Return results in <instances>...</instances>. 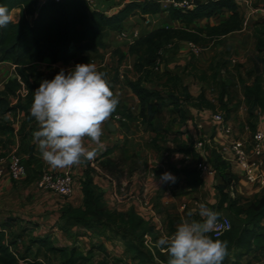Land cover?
Returning <instances> with one entry per match:
<instances>
[{"label":"crops","instance_id":"obj_1","mask_svg":"<svg viewBox=\"0 0 264 264\" xmlns=\"http://www.w3.org/2000/svg\"><path fill=\"white\" fill-rule=\"evenodd\" d=\"M134 1L143 0H98L95 10L110 16ZM234 1L242 16L249 15L251 8L264 5V0H253L252 5L245 4L243 0ZM11 16L13 22H19L21 9L12 11ZM229 16L230 13L226 11L220 17L223 18L222 21L220 18L202 19L197 21L194 26L198 28L206 27L208 24L216 25L228 19ZM144 21L153 22L150 28L152 31L171 25L168 21V13L137 15L124 23V30L132 32L139 29L141 31ZM139 22L141 25L137 26ZM253 24L252 20L242 31L222 37L212 43L209 46L210 49L203 50L205 53L202 57L205 56L204 59L210 57V67L219 70L214 90L211 86L209 90V86L201 79L188 75L191 62H189L190 59L187 60L190 50L186 42L168 47L170 50L166 54L163 66V73L169 72L174 76H180L182 84L188 87L194 97L203 93L205 98L214 104H218L220 85L223 83L227 85L225 99L231 109L230 119L227 121L228 125L233 128L231 135L224 134L213 121V114L219 110H199L182 104V108L188 116L185 122H182L174 107L168 106L162 110L156 120L163 129L157 140L158 148L151 145L157 134L151 131L146 123L129 124V126L138 124V129L142 128L148 135L147 138L143 137L140 145L131 147L133 137L110 119L103 127L101 137L103 147L98 149L94 160L71 168L53 169L42 159L37 145L33 142V133L38 130L39 125L31 113L28 117L25 112H8L5 113L8 114V118L5 119V114L0 112V168L7 169L14 154L22 157L27 168V173L18 181L13 180L8 174L0 181V230L5 231L8 241L18 245L21 238H25L24 240L28 239L25 246L27 247L31 239L49 236L54 246L68 249L76 246L83 253L93 249L97 259L106 258L110 264H141L126 252L125 244L119 236L93 235L80 225L72 226L69 229L62 228L61 216L65 207L84 209L81 184L87 172L93 177L95 191L103 194L106 209L120 213L134 211L143 217L149 215V212L147 213L143 209L142 202L149 203L164 226L166 228L169 226L170 231L167 229L170 234L184 220H199L198 206L201 203L218 212L214 206L221 199L219 188L226 186V179L231 180V194L240 198L243 204L255 201L257 196L262 194L264 188L247 182L244 171L232 160L230 153L226 156L229 159H224L228 168L215 170L213 175L201 174L203 183L198 187H190L183 173L184 169L192 168L201 161L202 151L195 148V144L199 140L209 142L206 147L208 163L213 168L212 151L219 152L220 148L227 146L235 139L248 138L257 131L264 132V113L256 107H250L245 102L246 86H251L255 76L264 70L261 63L263 55L255 50L256 39ZM172 25L181 26L177 22ZM115 35L118 38V33L107 32L105 37L107 47L110 38ZM118 42L120 43L122 40ZM128 50L120 51L129 57ZM113 51L108 52L107 49V51L100 50L99 53L105 54L106 58H109L114 56ZM79 60L80 57L77 56L65 66H70ZM61 64L52 65V67ZM37 65L34 66L38 68ZM45 75L51 77L46 73ZM14 78H16L14 66L11 63L0 61V82H2L0 91L3 90L7 81ZM115 93L119 97L120 107H126L125 105L128 104L126 96H119L121 92L117 90ZM11 105H14L13 100ZM133 107L134 109L127 108L131 109L135 116H138L141 106L135 96ZM109 123L115 125V131L108 128ZM145 138L148 140L144 142ZM125 140H127L126 145ZM85 145L90 149L96 147L87 138ZM187 147H192V152L196 153L198 157L187 155L184 152L189 149ZM108 161L114 166V168L110 167L111 171L102 166ZM44 171L59 174L70 171L74 177L72 195L64 198L39 190L37 180ZM262 171L264 174V162ZM165 172L172 173L177 178L176 183H160L159 178ZM189 213L192 215L189 216ZM155 234H157L158 240L165 236L156 231ZM12 236L18 240L15 241ZM100 246H103L102 249ZM152 246L157 248L156 243H153ZM37 248L38 246H33L32 251L35 252ZM157 249L167 256L165 251ZM248 260L249 258H245L244 263ZM253 264H264V257L261 261Z\"/></svg>","mask_w":264,"mask_h":264},{"label":"trees","instance_id":"obj_2","mask_svg":"<svg viewBox=\"0 0 264 264\" xmlns=\"http://www.w3.org/2000/svg\"><path fill=\"white\" fill-rule=\"evenodd\" d=\"M0 5L6 6L10 14L21 9L19 22L12 21L7 27L0 28V61L11 63L16 71V78L7 81L0 91V112L5 114L20 111L25 112L28 117L35 90L43 80L54 78L47 77L35 64L49 61L48 69H51L52 65L59 63L68 65L77 56L82 62H87L90 55H98L100 50L107 51V32L124 31V23L132 17L168 13V21L171 23L141 36L130 45L128 56L134 58V71L147 75L155 71L163 50L168 47L186 42L205 49L222 37L242 31L245 24V18L234 0H209L190 10L165 8L156 0L134 1L110 16L90 10L84 0H65L60 4L47 0L41 6H38V0H0ZM226 11L230 13L229 18L219 24L198 28L194 26L202 19L220 18ZM174 22L181 26L175 27L172 25ZM253 32L256 39L255 50L263 55L261 63L264 67V20L253 24ZM115 53L120 61L127 58L121 51L116 50ZM211 70L212 79L216 80L219 70L215 67H211ZM201 80L205 81L206 78ZM127 85L139 99L141 111L135 116L129 108H121L118 104L112 117L121 115L125 119L120 125L124 131L131 123H146L157 134L151 142L156 148L163 129L159 128L158 132L153 130V122L165 107L173 106L182 122L188 117L182 104L199 110H219L218 112L224 113L226 122L230 119L231 109L225 99L227 85L224 83L220 85L218 104L208 101L203 93L194 97L188 87L182 84L181 77L169 72L162 74L158 89L144 87L140 79L129 80ZM23 87L28 91L27 95L11 105L13 98L18 96ZM245 102L264 113V70L255 76L251 86H246ZM152 105L154 106L148 116V106ZM187 148L189 149L184 150L187 155L198 157L192 152V147ZM211 163L216 171L228 168L217 151H212ZM102 166L110 171V167L114 168L110 161ZM183 173L190 187L202 185L201 174L196 168H186ZM226 181V186L219 188L221 199L214 208L219 214L226 213L233 219L232 229L219 238L211 233L209 235L213 239L228 242L229 255L223 264L259 262L264 257V190L255 201L243 204L240 198L232 197L231 180ZM81 191L84 209L65 207L61 216L63 229L80 225L93 235L119 236L125 244L126 252L134 260L141 264H167L168 257L157 248L152 247L151 250L146 245V236L151 237L152 243L158 240L154 227L134 211L120 213L106 209L103 194L95 191L93 177L89 172L82 181ZM14 246V243L8 241L5 231L0 230V264H22V261L25 264H110L106 258L97 259L93 249L83 253L76 246L71 249L54 246L49 236L31 239L23 252L16 250ZM33 246H38L35 252L32 251ZM245 258H249L246 263Z\"/></svg>","mask_w":264,"mask_h":264},{"label":"clouds","instance_id":"obj_3","mask_svg":"<svg viewBox=\"0 0 264 264\" xmlns=\"http://www.w3.org/2000/svg\"><path fill=\"white\" fill-rule=\"evenodd\" d=\"M10 22L9 9L0 5V28ZM105 76L95 64H77L67 74L61 69L53 79L43 80L35 90L30 113L39 128L33 142L53 169L92 161L103 147V127L119 104ZM86 138L96 147H87ZM159 179L172 184L177 180L170 172ZM198 208L199 220H184L172 234L157 240L156 247L168 256L167 264H223L228 257V242L209 235L217 229L220 214L203 203Z\"/></svg>","mask_w":264,"mask_h":264},{"label":"built area","instance_id":"obj_4","mask_svg":"<svg viewBox=\"0 0 264 264\" xmlns=\"http://www.w3.org/2000/svg\"><path fill=\"white\" fill-rule=\"evenodd\" d=\"M47 0H38V6H41ZM57 4L64 2L65 0H51ZM89 6L90 10L96 9V4L98 0H84ZM161 3L165 8L173 7L180 10H190L193 9L197 4L196 2H205L206 0H156ZM245 4L252 5L253 0H243ZM245 18L244 28L253 20L256 21L264 20V6H255L251 8L250 14L243 16ZM141 37V31L135 29L132 32L126 30L118 33V38L122 41H127L129 45L135 43ZM189 50L195 56L200 55L203 52V48L193 44L188 43ZM161 66V61L158 63L156 70H159ZM15 68V67H14ZM123 78V75L121 76ZM28 91L25 87L18 93V96L13 98L14 104H16L20 97H25ZM223 112H218L213 114V121L220 127V130L226 134L231 135L233 133V128L228 125L225 121ZM112 122L121 125L125 119L121 115H115L111 118ZM264 132L257 131L252 136L248 138H240L231 141L227 146L219 149V154L223 159L228 160L227 154L232 155V160L244 171L245 179L248 183L254 186H261L264 188V174L262 171V165L264 162V150H263ZM207 141L199 140L195 144V148L202 151L201 161L196 163L193 168L199 170L200 174H210L213 175L215 170L208 163V149ZM27 173V168L24 164L22 157L17 154L12 155L10 164L7 169L0 168V181L2 178L8 174L15 181H18L22 176ZM74 185V177L70 171L65 173H50L42 172L37 180V187L41 191L50 192L57 194L61 197L67 198L72 195ZM233 198L235 196L231 194ZM143 209L149 212V215H144L143 218L147 220L153 227L154 230L161 235H170L168 229L164 226L163 222L157 216L154 208L146 202H142ZM232 229V223L229 218L221 217L218 220L217 229L211 233L215 238H219L225 233ZM146 245L152 250L151 237L146 236Z\"/></svg>","mask_w":264,"mask_h":264},{"label":"rangeland","instance_id":"obj_5","mask_svg":"<svg viewBox=\"0 0 264 264\" xmlns=\"http://www.w3.org/2000/svg\"><path fill=\"white\" fill-rule=\"evenodd\" d=\"M264 6V5H262ZM223 18H220V21H222ZM141 25L140 22L137 26ZM153 25V22H143V26L141 25V32H142V36L146 35L148 32L152 31V29H150ZM154 30V29H153ZM121 41L117 38V36H113L112 38H110V43L108 45V52H112L114 49L117 48L118 51H123L126 49L130 48V45L128 44L127 41H122V42H118ZM208 49H210V47H208ZM170 48H167L165 50H163L162 52V56H161V66L159 70H156L151 72L150 74H137L134 71V67H133V62H134V58L133 57H127L124 58L120 61L119 56L115 53L116 50L113 51V55L109 58H106L105 54H98V55H90V58L88 59L87 62H82L81 60H79L78 62H75L74 64H71L70 66H65L64 64H61L57 67H51V69H48V66H50V62L46 61L45 63L42 64H38V68L41 70H44L45 73L47 75L50 76H55L61 69L65 70V74H67L68 70L70 69H74L75 66L77 64H86V63H92L95 64L97 67L98 71L104 72L106 74L105 78L109 81L110 87L114 93V95L117 96V94L115 93V90L120 91L121 94L119 96H126V103H128L126 106L134 109V96L137 97L133 91L130 89V87L127 85V82L130 81H137V80H142V85L146 88H149L150 90L153 89H158L159 85L162 81V74H163V66H164V61L166 60V54L169 53ZM204 50V49H203ZM205 52H202L200 55L195 56L193 53H191L189 51V55L187 60L190 59L189 62L190 63V72L188 75H192L194 78H206V80L204 81L208 86H209V90H210V86L212 87V89L214 90V86L217 83V78L216 80L212 79V70L210 67V57H207L206 59L205 56L202 57V55ZM114 58V59H113ZM205 61V62H204ZM238 61V60H237ZM227 62V61H225ZM212 66V65H211ZM205 74L207 76H205ZM123 75V78L121 77ZM2 84V82H0V85ZM130 90V91H129ZM212 90V91H213ZM138 99V98H137ZM139 100V99H138ZM140 102V101H139ZM154 105L152 106H148L147 109V113L149 116L150 110L151 108H153ZM130 109V110H131ZM141 123V121H139ZM154 126H153V130H157L156 132H158L159 128H162V126H160V124L157 121H154ZM132 124V123H131ZM139 125L137 124L136 126H129L126 128V132L133 137V141L131 142V147H136L137 145H140L143 137H148V135H146V131H144L142 128L138 129ZM144 140V142L148 139ZM138 140V141H137ZM152 145V143H151ZM221 217H227L231 220V222H233V219L228 216L226 213L224 214H220V218ZM219 218V219H220ZM167 228L170 231L169 226H167ZM12 239H14L15 241H17L18 239H16V237L12 236ZM25 239V238H24ZM23 238H21L20 242H18V245H15L14 248L16 250H19L20 252H23V248L25 249L26 244L28 243V239L24 240ZM168 257V256H166ZM32 259V258H31ZM22 264H25V262L22 261ZM47 264H55V263H49L47 262Z\"/></svg>","mask_w":264,"mask_h":264},{"label":"water","instance_id":"obj_6","mask_svg":"<svg viewBox=\"0 0 264 264\" xmlns=\"http://www.w3.org/2000/svg\"><path fill=\"white\" fill-rule=\"evenodd\" d=\"M201 2H196V4H200ZM108 128L111 130V131H115L116 130V127L113 123H109L108 124Z\"/></svg>","mask_w":264,"mask_h":264}]
</instances>
